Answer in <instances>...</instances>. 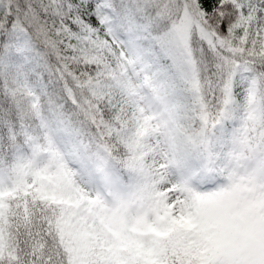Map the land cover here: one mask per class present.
<instances>
[{
    "label": "snow or ice",
    "instance_id": "1",
    "mask_svg": "<svg viewBox=\"0 0 264 264\" xmlns=\"http://www.w3.org/2000/svg\"><path fill=\"white\" fill-rule=\"evenodd\" d=\"M0 264H264V0H0Z\"/></svg>",
    "mask_w": 264,
    "mask_h": 264
}]
</instances>
